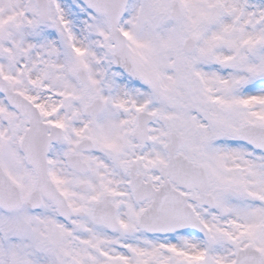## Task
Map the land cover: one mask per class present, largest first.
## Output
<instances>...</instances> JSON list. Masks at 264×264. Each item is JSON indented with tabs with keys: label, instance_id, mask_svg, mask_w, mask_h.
<instances>
[{
	"label": "snow or ice",
	"instance_id": "1",
	"mask_svg": "<svg viewBox=\"0 0 264 264\" xmlns=\"http://www.w3.org/2000/svg\"><path fill=\"white\" fill-rule=\"evenodd\" d=\"M0 264H264V0H0Z\"/></svg>",
	"mask_w": 264,
	"mask_h": 264
}]
</instances>
